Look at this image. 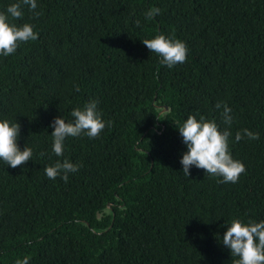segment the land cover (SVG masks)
<instances>
[{
    "label": "trees",
    "instance_id": "trees-1",
    "mask_svg": "<svg viewBox=\"0 0 264 264\" xmlns=\"http://www.w3.org/2000/svg\"><path fill=\"white\" fill-rule=\"evenodd\" d=\"M37 2L40 16L25 8L12 22L38 38L0 56V117L33 149L23 166L0 161V264H233L227 224L264 219V0ZM160 33L186 43L184 63L161 65L142 42ZM90 100L105 128L66 138L57 157L50 122ZM217 102L245 166L235 183L181 170L177 126L191 114L229 127ZM244 128L259 138L235 141ZM65 158L79 170L49 179L46 165Z\"/></svg>",
    "mask_w": 264,
    "mask_h": 264
},
{
    "label": "clouds",
    "instance_id": "clouds-1",
    "mask_svg": "<svg viewBox=\"0 0 264 264\" xmlns=\"http://www.w3.org/2000/svg\"><path fill=\"white\" fill-rule=\"evenodd\" d=\"M25 8L33 17L41 15L37 0H11L4 10L0 11V56L7 57L17 50L20 43L38 38V33L34 31L31 23L12 22L25 15ZM159 13V8L152 7L145 12V19H152ZM142 42L151 52L158 54L160 64L168 68L184 63L187 58L188 48L180 39L160 33L143 39ZM75 91H79V85L75 86ZM97 105L96 100H90L82 107L73 108L70 120L58 115L50 122L51 148L57 157L64 154L66 138L82 134L89 138L100 135L106 122ZM215 108L222 109L223 122L229 127L221 129L215 119H206L203 116L197 118L191 114L177 126L186 148L180 156L181 170L183 175L188 177L190 169L194 166L213 177H218L220 183H235L240 174L245 172V166L232 156L229 148V138L233 136L230 129L233 120L231 109L220 102H217ZM19 135L20 125L17 121L0 117V161L12 168L23 166L33 157L32 147L24 145L21 149L18 145ZM245 137L255 140L259 138V133L244 128L236 131L233 138L238 142ZM80 166L67 158L57 159L46 165L45 174L52 180L60 177L67 181L69 173H76ZM219 240L234 258L233 264H264V219L244 221L234 218L227 224ZM29 259L26 255L18 258L15 264H29Z\"/></svg>",
    "mask_w": 264,
    "mask_h": 264
}]
</instances>
